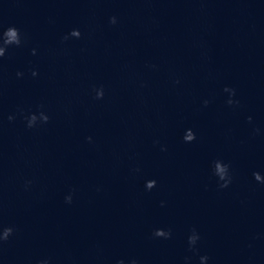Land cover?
Instances as JSON below:
<instances>
[{
	"label": "water",
	"instance_id": "water-1",
	"mask_svg": "<svg viewBox=\"0 0 264 264\" xmlns=\"http://www.w3.org/2000/svg\"><path fill=\"white\" fill-rule=\"evenodd\" d=\"M0 48V264H264V0H0Z\"/></svg>",
	"mask_w": 264,
	"mask_h": 264
},
{
	"label": "clouds",
	"instance_id": "clouds-1",
	"mask_svg": "<svg viewBox=\"0 0 264 264\" xmlns=\"http://www.w3.org/2000/svg\"><path fill=\"white\" fill-rule=\"evenodd\" d=\"M110 22L111 23H115L116 22V17H110ZM5 35L9 38V41L15 44H19L20 43V34L18 29L15 26H9L7 28H5ZM73 34H75L77 37L80 35L79 33V29H73L71 30ZM33 52H35L36 50L33 49ZM5 54L4 49L0 48V57H2ZM17 75H22V73L17 72ZM32 75H36V71L33 70ZM229 91L233 94L234 90L233 89H229ZM99 98V97H98ZM207 100L204 101L205 104H207ZM229 104L234 103L233 99L230 98L228 101ZM9 119H12L13 117L10 115L8 117ZM26 121H27V126L28 127H32L33 125H35L37 123V121H40L39 117L33 113H30L28 116L25 117ZM249 119H251L249 117ZM194 138V137H193ZM89 139H91V137H89ZM220 175L221 177L225 176V169L221 168L220 169ZM258 180H260L259 177H257ZM261 182H264V180H260ZM230 183L229 181H226L225 184L221 185V187H225L227 186V184ZM154 186V185H153ZM67 201H71V198H65ZM163 203V202H162ZM13 229L11 227L5 226L3 228H0V241L2 240H6L8 238V236L12 233ZM156 236H163V237H167L170 235V232L165 231L164 229H156L155 233ZM199 239V233L195 231V229L192 230V232L189 234L188 236V242H189V246L191 247L192 245H195L197 240ZM187 259V257L185 258ZM200 260H201V264H207L208 261V257L207 255H201L200 256ZM37 264H49L47 259H42L40 261L37 262ZM118 264H125L124 260H120L118 261ZM128 264H137V261L135 259L131 260L128 262Z\"/></svg>",
	"mask_w": 264,
	"mask_h": 264
}]
</instances>
